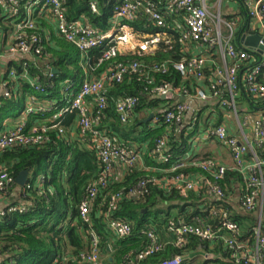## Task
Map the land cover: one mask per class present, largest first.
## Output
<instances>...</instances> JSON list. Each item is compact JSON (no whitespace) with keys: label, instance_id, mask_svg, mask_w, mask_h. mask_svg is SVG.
<instances>
[{"label":"built area","instance_id":"1","mask_svg":"<svg viewBox=\"0 0 264 264\" xmlns=\"http://www.w3.org/2000/svg\"><path fill=\"white\" fill-rule=\"evenodd\" d=\"M213 0H167L164 7L149 0H126L114 6L109 28L98 29L86 23L84 16L70 20L66 10V0H0L1 10L7 18L14 22L11 42L5 51L0 54V65L7 58L16 61L23 68L28 62L37 65L47 80L54 78L55 71L50 65V55L44 53L45 47L54 42L53 34L46 30L44 35H38L37 21L40 17L47 19L52 24L56 38L62 39L74 46L83 58H88L93 52L101 54L100 64L109 62L128 55L140 58L155 57L157 55L169 57L161 64L153 66L152 71L157 74L168 75L174 70L181 79L195 78L199 83L206 79L208 59L202 50L217 56L213 64L214 82L208 90L199 88L195 93L185 88H179L172 83L158 84L150 77L148 68L141 60L130 64L118 63L110 67L98 80L85 78L78 88L74 90L73 84L66 81L62 93L65 95V106L53 115L51 122L56 123L53 128H58L61 134L64 130L61 119L65 114L76 112L78 135L82 142L90 141L91 134L97 155L103 165V172L87 189V198L80 205V217L85 223H90L92 205L99 192L105 188L110 179L114 178V165L118 163L117 177L123 175V169L138 167L144 170L143 153L116 146L113 140L94 131V125L100 120L101 113L107 108L108 97L105 93L106 86L121 83L127 73L138 75V80L151 87V96L160 97L168 101L165 122L183 127L185 118L191 110L193 101H217L222 107H227L232 113L238 115L237 95L241 89V79L246 84L248 93L256 99H264V84L259 81L264 73V61L256 60L257 50L242 47L238 49L234 44L236 29L235 22L222 19L220 12H214L210 2ZM249 10L252 20L260 23L262 40L259 43L264 47V0H243ZM89 9L92 14L100 15L99 0H91ZM146 16V23L135 26ZM180 20V21H179ZM182 21V23H180ZM175 25H173V23ZM175 39L180 41L181 47H174ZM172 56H178L174 61ZM246 63L252 65L245 74L241 66ZM41 77H31L24 69L18 74L13 67L0 82V99H11L16 86L11 82L22 80L34 90V95L28 98L27 113H45L54 111V105L42 102L43 96H49L40 81ZM223 96H226L223 98ZM94 100L98 115L91 116L90 100ZM138 100L126 97L117 102V113L121 121L126 124L131 112L136 108ZM157 120L152 122L157 124ZM28 121L23 119L16 127L0 132V151H5L15 146H37L44 144V138L49 130L45 125L42 130L33 128L27 131ZM254 138L250 142L233 137L226 126L218 125L206 131L211 139L223 143L230 151L234 165L232 169L220 164L215 159L193 160L190 157L180 158L167 153L169 139L157 142L154 155L166 165L165 168L153 167L147 173L153 174L139 182L137 187L130 192L134 198L143 197L148 193L149 185H157L163 190H173L182 197H187L191 192L207 189L209 193L219 200L225 198L222 182L229 171L238 172L243 176L245 195L241 200V208L246 213H258V224L253 229L254 242L245 238L246 233L238 222L232 217L227 208L214 207L211 211L213 219H220L218 225H212L209 220L196 219L188 224L181 219L168 222L166 230L173 235V240H161L157 229L145 227L139 236L148 241L147 246L135 251L129 257L128 264L140 262L165 251L169 246L183 249L190 244L192 237L203 242L221 243L231 252L233 264H264V120H256L253 124ZM171 164L168 163L174 160ZM169 164V165H168ZM196 169V172H186L187 169ZM196 173V174H193ZM155 174H160V177ZM15 180L4 173L0 177V192L7 190ZM3 197H0V201ZM121 198L117 195L112 199L111 208ZM26 204L6 206L1 212V217L10 213L26 214L29 209ZM109 229L118 240H128L133 235L130 224L125 221L115 220L110 222ZM91 249L80 255L78 262L81 264H105L100 242L94 231L91 232ZM4 256H0L2 260ZM194 257L174 256L159 264H187ZM11 264L13 262L11 261Z\"/></svg>","mask_w":264,"mask_h":264},{"label":"trees","instance_id":"2","mask_svg":"<svg viewBox=\"0 0 264 264\" xmlns=\"http://www.w3.org/2000/svg\"><path fill=\"white\" fill-rule=\"evenodd\" d=\"M91 0H66L67 15L70 20H76L84 16L87 24L98 29H108V21L111 18L114 6L126 0H109L108 4L104 0H99L100 15H94L89 9ZM157 4L159 8L164 7V0H149ZM244 8L236 25L234 44L240 49L241 39L250 34V21L252 20L249 10L245 7L243 0H239ZM1 10V7H0ZM135 26H142L146 23V16ZM0 19V28L5 33L12 29L11 25ZM227 22H234L229 19ZM47 21L40 17L37 21L38 35H44L47 30ZM50 45L45 47L44 53L50 55V65L57 73L54 78L47 80L42 69L37 65L28 62L27 68H23L19 63L12 66L18 74H22L25 69L31 77H41L40 81L46 91H51L49 96L40 98L42 102L53 104L55 110L45 113H27L28 98L33 96L34 90L22 81L11 82L16 86L11 99H0V132L6 129L5 124L9 120H19L26 118L28 121L27 131L33 128L42 130L45 125L49 128L44 138L47 140L42 145L37 146H15L5 151H0V177L6 173L14 180L15 184L0 192V197L10 196L19 188L16 180L24 171H30L32 176L26 187L20 189V197L13 206L26 204L29 212L26 214L10 213L0 217V264H81L78 262L80 255L91 249V232L94 231L103 254L112 255V264H128L133 252L147 246L148 241L139 236V232L145 227L151 226L158 230L165 228L171 218L181 219L188 224L194 223L196 219L209 220L214 226L220 223V219H213L211 211L216 208H227L233 211V219L239 223L245 231V238L254 242L253 229L258 224V213H246L244 211L234 212L231 204V197L234 196L238 188L243 186V197L245 186L243 176L235 171H229L226 179L222 182L225 191V198L219 200L212 196L206 189L198 193L191 192L187 197H182L173 190H163L157 185H149L148 193L143 197L134 198L130 192L145 180L153 177V174L145 172L140 167H130L123 169V175L115 179L118 175L119 164L114 165V178L110 179L107 186L103 188L92 205L90 213V223H85L80 217V205L87 198V189L96 181L104 168L96 152L94 144H90L94 139L91 134L90 141L82 142L73 133L78 135L77 113L65 114L60 120L64 133L61 134L58 128H53L56 123H52V117L65 106V95L62 93L65 82L70 81L74 90H78L80 83L89 78L98 80L109 70L110 67L118 63L130 64L135 60H141L148 68L150 77L158 84L172 83L179 88H185L191 93L197 89L208 90L214 82L215 67L207 68L206 79L199 83L195 78L183 80L171 70L168 75L157 74L152 71L156 64H161L169 55H157L155 57L140 58L135 55H128L109 62L100 64L101 54L93 52L88 58H83L81 53L66 41L56 38ZM174 47H181L180 41L175 39ZM174 61H178V56H172ZM263 55L256 54V60L261 61ZM252 65L244 63L242 74H245ZM11 69V68H10ZM7 76V75H6ZM264 73L259 81L264 84ZM244 87L243 98L254 104L256 99L251 96L244 80H241V87ZM151 87L147 83L138 80V75L127 73L121 83H113L106 86L105 93L108 97L107 108L101 113L100 120L94 125V131L109 136L114 144L119 147L128 148L136 152L143 153L145 162L148 165H156L158 157L154 155L157 142L161 139H169L167 153L178 156L187 148V141L179 143V135L184 134L182 128L168 125L165 122L166 109L170 106L167 100L160 97L151 96ZM126 97H134L138 100L136 108L131 112L129 121L124 124L117 113V102ZM226 96H223L225 98ZM25 105L21 108L22 101ZM204 106L195 102L200 113L212 107V102H203ZM90 115L96 117L97 106L94 100H90ZM216 108L222 107L216 103ZM228 109L227 107H223ZM229 110V109H228ZM230 111V110H229ZM197 116V112L195 110ZM151 114H155L154 120L148 125L144 124ZM201 115V114H199ZM198 115V116H199ZM261 153L260 155H263ZM171 160L168 163H172ZM167 165V164H166ZM165 165V167H166ZM169 165V164H168ZM45 166L44 174L41 171ZM162 167V168H165ZM193 169V168H192ZM187 169L186 172H191ZM194 172V171H193ZM197 172V171H195ZM199 172V171H198ZM160 177V174H155ZM121 196L114 208H111L112 199ZM242 197V198H243ZM242 200V199H241ZM22 202V203H21ZM241 207V201H240ZM242 209V208H241ZM177 214L173 216V211ZM121 220L130 224L133 235L128 240H118L109 229L112 221ZM264 226V222H263ZM111 252H108V249ZM205 252L207 259L203 264H233L231 252L221 243L203 242L192 237L190 244L183 249L169 246L164 252L150 257L139 264H159L174 256H186L189 254Z\"/></svg>","mask_w":264,"mask_h":264},{"label":"crops","instance_id":"3","mask_svg":"<svg viewBox=\"0 0 264 264\" xmlns=\"http://www.w3.org/2000/svg\"><path fill=\"white\" fill-rule=\"evenodd\" d=\"M214 3L211 7L214 9V12L221 14V17L223 20L228 21L229 19H234V22L236 25L238 24V21L240 19V15L242 13V9L244 6L239 0H213ZM163 2H167V0H164ZM4 12L0 10V19L3 20L1 22L2 24L11 25L12 29L5 33L4 29L0 28V54H2L7 46H9V43L11 42V34L13 32L14 28V22L7 18L6 14H3ZM47 21V31H49L50 34H53V39H56L55 31L53 29L52 24ZM180 21V20H179ZM87 23V20H86ZM173 25H175L174 22H172ZM182 23V21L180 22ZM251 31L255 32V34L251 35H261V28L260 23L251 20L250 21ZM109 28V26H108ZM244 47V46H243ZM202 53H204L208 59V68H212L213 64L217 62V56L210 54V51H204L202 50ZM261 61H264V54ZM13 63H16V61L5 58L1 65H0V82L3 80L4 77L8 74V71L10 68H13ZM264 79V76H263ZM242 80V79H241ZM245 88L242 86L238 95H237V109H238V115H235L228 109H225L223 107L216 108L217 101H212V107L209 109H206L204 113H200L199 107L204 106L205 103L199 102V101H193L191 103V110L188 112L185 123L182 127V130H184L183 135H179V143H187V148L183 151V153L179 154L178 156L180 158H186L190 157L193 160H199V159H215L220 164L228 167L229 169L233 168L234 161L232 159L231 153L229 149L221 142L211 139L209 136H207L206 131L210 128H213L218 125H224L227 127L229 133L236 137L240 141H244L247 139L248 141H252L254 138V131H253V124L256 120L262 119L264 120V100H255L254 104L249 103V101H246L245 98H243L242 93H244ZM195 102H199L200 105L197 107ZM57 104L56 102L53 103V105ZM207 105V104H205ZM195 110L197 112V116L195 113ZM201 114V115H199ZM199 115V116H198ZM24 118H22L21 121H23ZM21 121L19 120H9L5 126L6 129L2 132L16 127ZM74 140L76 139L77 135L76 132L73 133ZM259 154L263 153L262 151H258ZM177 156V157H178ZM140 167V166H138ZM144 171L148 172L153 167H165L164 163H162L159 159L157 160L156 165H148L145 162L144 158ZM147 168L148 170H146ZM120 168H118V171ZM192 171L198 170L192 169ZM193 173V174H196ZM32 176L30 175L29 179ZM29 182V181H28ZM20 189L22 188H16L10 196H7L5 198H2L0 201V217L1 212L5 209L6 206H12L17 199L20 197ZM203 190V189H202ZM243 186L241 188L237 189V192L234 196L231 197V204L234 209V212H241L243 211L240 207V201L243 197ZM198 193V192H197ZM22 203V202H21ZM233 213V211H232ZM177 214V211H173V216ZM233 215V214H232ZM2 218V217H1ZM159 237L161 240L170 242L173 240V235L166 230L165 228H161L157 231ZM108 252H111V249H108ZM201 252L193 253L191 254L194 258L190 261H193L197 256H199ZM112 255L110 253L103 254V259L105 264H112ZM190 263V262H189Z\"/></svg>","mask_w":264,"mask_h":264},{"label":"water","instance_id":"4","mask_svg":"<svg viewBox=\"0 0 264 264\" xmlns=\"http://www.w3.org/2000/svg\"><path fill=\"white\" fill-rule=\"evenodd\" d=\"M108 2L109 0H104L105 4H108ZM261 40H262V37L260 35H251V36L246 35L241 39V45L244 46L245 48L257 50L258 53L260 54H264V47L259 45ZM55 73L57 72L55 71ZM154 117H155V114H151V116L147 120L144 121V124L148 125L149 123H151ZM29 177H30V171L22 172L16 180L18 186L20 188L26 187L29 181Z\"/></svg>","mask_w":264,"mask_h":264},{"label":"rangeland","instance_id":"5","mask_svg":"<svg viewBox=\"0 0 264 264\" xmlns=\"http://www.w3.org/2000/svg\"><path fill=\"white\" fill-rule=\"evenodd\" d=\"M224 1L225 0H223V2ZM213 3H214V1H211L210 5H213ZM24 105H25V101L23 100L22 104H21V108H23ZM44 169H45V166H43V169L41 171V175L44 174ZM206 259H207L206 253L205 252H201V254L199 256H197L193 261H190V263L187 262V264H203L204 260H206Z\"/></svg>","mask_w":264,"mask_h":264}]
</instances>
